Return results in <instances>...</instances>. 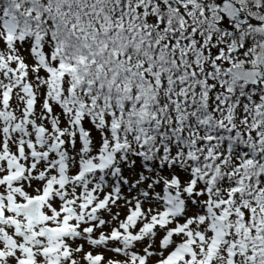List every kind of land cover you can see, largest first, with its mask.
<instances>
[{
	"label": "snow or ice",
	"instance_id": "obj_1",
	"mask_svg": "<svg viewBox=\"0 0 264 264\" xmlns=\"http://www.w3.org/2000/svg\"><path fill=\"white\" fill-rule=\"evenodd\" d=\"M0 264H264V0H0Z\"/></svg>",
	"mask_w": 264,
	"mask_h": 264
}]
</instances>
